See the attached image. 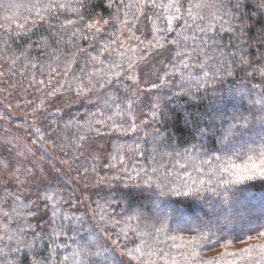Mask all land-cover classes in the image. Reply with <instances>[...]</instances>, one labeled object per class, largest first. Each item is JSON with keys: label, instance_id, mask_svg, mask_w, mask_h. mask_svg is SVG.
Segmentation results:
<instances>
[{"label": "snow or ice", "instance_id": "obj_1", "mask_svg": "<svg viewBox=\"0 0 264 264\" xmlns=\"http://www.w3.org/2000/svg\"><path fill=\"white\" fill-rule=\"evenodd\" d=\"M88 4L36 0L32 21L25 18L31 25L27 31L45 27L35 54L25 49L10 56L9 37L0 35V69L7 67L0 76L13 73L23 58L25 68L45 77L33 75L29 81L40 93L27 102L31 132L12 138L0 134V264H52L53 257L58 264H219L201 258L209 245L224 249L218 254L224 264H264V0H121L123 8H135L134 20L150 22L143 37L132 31L135 23L126 27L128 21L120 19L116 0H99L91 12ZM209 8L215 9L212 20L222 21L220 30L240 41L225 52L226 45L209 37L218 58L208 56V41L199 39L216 27L203 15ZM221 8L223 16L217 15ZM253 29L255 56L245 40ZM122 32L131 34L121 39ZM240 73L245 78L240 87H217ZM209 90L213 115L199 127L181 101L200 100ZM66 92L92 108L61 126L59 100ZM173 110L183 113L184 128H191L188 134L196 141H185L190 146L183 151L171 147L173 136L183 130L166 134L175 122ZM49 141L64 156L68 148L76 152L74 169L71 161L58 158L77 173L75 188H68L63 169L46 166ZM166 144L170 150L162 154ZM145 145L152 154L141 165L137 157L147 155ZM158 155L173 156L174 170L183 169L184 175L168 180V171L162 179ZM33 183L39 189L34 199L25 195ZM208 195L216 201L213 214L228 227L241 201L260 210L244 218L243 235L229 237L223 227L212 231L196 216L199 209L191 201L202 204ZM113 205L118 213L109 211ZM89 218L93 223L85 228ZM65 241L75 247L59 259L57 250L70 247ZM235 243L244 247L230 251ZM42 244L47 254L41 253Z\"/></svg>", "mask_w": 264, "mask_h": 264}, {"label": "trees", "instance_id": "obj_2", "mask_svg": "<svg viewBox=\"0 0 264 264\" xmlns=\"http://www.w3.org/2000/svg\"><path fill=\"white\" fill-rule=\"evenodd\" d=\"M131 0H123V4H129ZM217 2H220V0H217ZM36 3V0H0V25L6 26L9 31L7 33H4L3 28H0V35H6L9 37V45L10 51L9 55H20L22 51L25 49H29L33 54L37 51L34 48L35 42L38 40L39 36L42 32L45 31V27L42 25H36L35 27L31 28V31H27V29L31 26L29 24H25V18L27 17L29 22L32 21L33 17L35 16V10L32 9V5ZM99 3V0H89L88 4V11H93V6ZM224 4L231 3V0H223ZM116 6L121 7L122 11L119 13L121 20H127L128 24L126 27H130L133 23L137 25L136 28H133L132 31L135 32L137 36H146L147 35V28L149 25V21H147L144 17H141L140 20L136 21L133 19L135 15V8H132L131 10L127 8H123V5L121 4V0H116ZM81 11H84V9H81ZM110 11H115V9H112ZM215 9L209 8L205 9L203 11V15L206 16L207 22L214 23L216 27L213 29V31L209 32L207 36H205L203 33L199 34L200 40H207L209 47L205 49V52H207L208 56H212L214 58H218V54L214 51H212L213 40L209 39V37L215 38V40L220 41L223 45H226L227 47L224 48V51L227 52L232 47V43L239 44V40L233 41L232 34L228 33L226 31L220 30V23L222 21L217 22L213 21L210 13L214 12ZM96 13L104 14L102 12L101 8H95ZM124 12H128V16L124 15ZM224 9L221 8L220 11L217 13V15L223 16ZM151 15V12L148 13ZM107 18V17H106ZM226 18V17H225ZM60 21L64 22V17H60ZM18 25H24V28H19ZM202 26L203 22H202ZM19 33V35H17ZM131 33L122 32L120 33L121 39H124L127 35H130ZM29 40L32 42V46L29 45ZM246 43L251 45L250 48H248V51L251 52L253 56L257 55L258 52V46H257V32L255 29L252 31L247 32L245 37ZM82 46L88 47L87 43L81 41L80 42ZM133 46H135V41L130 42ZM207 58V57H204ZM43 59V58H42ZM4 61L0 60V64H3ZM26 62L23 60V58L18 62L17 67L13 70V73H10L7 77L0 76V116L3 117V119H0V134H3L7 138L12 137H22L27 135L31 132V129L28 127L29 124L33 121V115H32V108L28 105V101L32 100L35 96H39L40 93L36 92L33 87L29 85V81L31 80L33 75H36L37 79H45V77H40L35 69L25 68L24 64ZM209 63L211 64L212 61L210 60ZM75 67V66H74ZM0 70H7V67ZM24 74V75H22ZM25 75H27L28 79H25ZM7 79L9 81L8 84H4L3 81ZM59 79V77H58ZM244 74L240 73L238 76H235L234 78L230 77L228 80L225 81L223 85H217L218 88L222 87L224 89H235L237 87H240L244 81ZM231 81V82H229ZM20 85H23L21 87ZM219 96V93L217 94V97ZM212 101L213 96L211 94V90H209L208 96L196 100V99H185L181 101V105L184 109H186L188 112H191L194 114V124H196L199 127H203L208 123V116L213 115L212 112ZM38 102V101H36ZM60 107L63 109L61 112L62 120L60 121L61 126L63 125V122L66 120H69L73 117H76L79 119L83 114L87 113L89 109L92 108L91 105L84 106L82 103L78 102L75 98V93L73 92H66L64 94V97H62L59 100ZM53 111L56 109L53 108ZM95 110V109H92ZM229 114L231 113V109L227 110ZM173 114L175 115V122L169 123L167 125V128L169 131L166 133L167 135H172L174 131L177 130H183L181 134L173 136L174 144H171V147L178 148L180 151H183L184 148H187L190 146L189 143H185V141H189L190 143H196V141L192 140V137L188 134L191 131V128H184L182 115L179 110H173ZM83 123V121H81ZM19 125V127H17ZM217 128H219V121H217ZM11 129L10 134L5 132V129ZM72 131H75V129H72ZM69 140L71 137L68 138ZM127 140V138H124ZM208 143L209 149L212 148L213 144L210 142ZM49 151L51 153V156L45 157L46 166L51 169L54 166L59 169H63L64 172L67 173L66 176L63 178L65 180H69L68 188L73 189L76 187L75 180H78L79 177L77 176V173L75 171H69L68 166L61 162L59 157H62L65 160H69L72 162V168H76L78 166V162L72 160V157L76 155V152H74L71 148L66 149L68 152V156H64V153L59 151V149L54 148L51 146V142H48ZM110 149V143L106 145ZM199 147V145H197ZM145 148L148 150L147 155H141L137 157V160L139 161V164H147L148 158L151 156L152 152L151 149L148 148V145H145ZM170 150L169 145H165L162 149V154L164 152H167ZM91 151V150H89ZM83 159V158H81ZM157 160L160 161L164 165V167L161 169V178L163 179L166 176V173L168 171L172 172L171 176H168V180H176L179 177H182L184 175V170L179 169V173L177 174V171L174 170L173 166L176 164V160L173 158V156L169 155H163V158L161 159V156H157ZM181 163L183 161H180ZM43 163V162H42ZM158 166V165H157ZM134 174V173H133ZM74 178V179H73ZM48 179L52 180V184H56V180L49 176ZM42 187L46 186V184L41 185ZM32 191L26 192L25 195H30L34 199L33 193L38 191L39 189L36 186V183H33L28 186ZM105 193L107 192V189L104 190ZM104 193H102L103 195ZM97 199L95 196L92 197V200ZM182 202H188V198L181 197L179 198ZM198 209L199 211L196 213V216L200 218V220L207 225V228L212 229V231H216L218 228L223 227L224 231L229 237L232 235H243L241 232V229L244 225V218L247 217L249 212L252 213H258L259 212V206L252 208L249 207L244 201H241V204L235 209V211L239 214L236 216L232 222L231 227H228L227 225L223 224V217H221L219 220H217V215L213 214V207L216 204V201L214 198L210 195L206 197V200L204 203H198L195 201H191ZM92 207H95V204L92 205ZM181 207H184V203L181 204ZM82 211V210H81ZM110 212H113V214L118 213L120 211V208L113 205L112 209H109ZM80 214V213H77ZM189 219L192 221V223H196V220L193 217H189ZM93 221L91 218H89L88 224H85L84 227L87 228L89 224H92ZM103 235V231L101 229H97ZM65 243H68L70 245L69 248H63L61 247L58 249L59 259H63L64 255L71 253L73 248L75 247L74 244L71 243V241H65ZM244 247V245H241L239 243L233 244L229 250L230 251H236L240 248ZM40 251L42 254H47L46 249H44L43 244L40 246ZM224 249L219 247H211L209 245V250H205L201 252V258L203 260H209V259H217L219 261V264H224V260L220 258L218 254L223 253ZM52 264H58V261L56 257H53Z\"/></svg>", "mask_w": 264, "mask_h": 264}]
</instances>
